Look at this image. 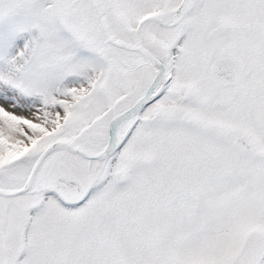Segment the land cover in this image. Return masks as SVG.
Instances as JSON below:
<instances>
[{
    "label": "rangeland",
    "instance_id": "1",
    "mask_svg": "<svg viewBox=\"0 0 264 264\" xmlns=\"http://www.w3.org/2000/svg\"><path fill=\"white\" fill-rule=\"evenodd\" d=\"M179 1L144 4L167 9ZM196 1L210 24L218 16L233 21L226 37H209L207 25L201 24L207 32L202 30L194 46L200 50L198 69L205 72L211 55L229 47L241 56L238 80L226 89L208 75L202 82L203 101L181 104L175 117L156 113L153 121L136 123L119 154L110 157L112 168L126 166L129 172L122 185L114 173L104 181L102 163L109 153L88 162L66 147L48 152L39 174L47 188L65 177L80 180L90 192L86 203L65 208L43 191L36 211L28 209L31 194L0 195L11 249L27 246L24 264H229L247 231L256 225L264 229V152L243 150L233 142L248 128L264 149V0ZM101 4L116 23L118 1ZM79 7L82 14H76ZM89 12L97 21L91 0H0L1 183H22L28 172L30 163L11 164L15 152L27 151L34 158L66 130L83 132L80 141L87 150L108 151V118L135 98V76L132 71L122 76L115 66L114 74L103 72L107 64L80 37L79 20ZM97 73L102 76L92 79L96 99L84 98L90 76ZM217 96L222 103L213 105ZM104 108V118L88 124ZM182 108L198 111L202 120L186 126L178 118ZM4 245L5 250L9 243ZM0 252L3 259L6 251ZM258 264H264V257Z\"/></svg>",
    "mask_w": 264,
    "mask_h": 264
},
{
    "label": "flooded vegetation",
    "instance_id": "2",
    "mask_svg": "<svg viewBox=\"0 0 264 264\" xmlns=\"http://www.w3.org/2000/svg\"><path fill=\"white\" fill-rule=\"evenodd\" d=\"M117 1L118 4L114 6L115 11H113L115 17H117L115 20L116 23L111 22L107 9L105 7H102V11H104L108 23L107 30L104 28L98 16L97 21H94L95 16L90 12L88 14L90 16V21L87 20L88 27H85L86 45L89 48V52L93 56L98 58L104 64H107L108 72H105L103 70L105 74L108 75L110 74V72L111 74L115 72V70H113V67L115 66L116 69L123 73L122 76L130 74L129 71H132L131 73H134L135 76L134 85L131 86L132 94L133 96H135V98L131 100L129 106L123 108V110L118 112L115 117L111 116L110 120L108 118V141L111 138L112 139L111 144L109 141L107 147L109 149H114V151L103 160L102 176L106 178L104 179V181L107 180V177L109 178L110 174L114 173L116 175V171L120 168H112L113 163L110 160V157L119 154V151L123 144L118 143V141H120L122 135L125 132L128 131L130 135L136 123L151 122L157 114L167 118L175 117V114L177 113L175 110H178L181 104L189 101H203V78L209 75L214 79V81H216V83L222 82L221 87L227 89L231 88L236 83L242 71L241 64V70L236 81L228 86H224V81L222 80V78L215 75L211 71L210 65L221 49L228 48L236 55H239L237 52H235V50L229 47H220L211 55L210 60L206 61L207 70L205 72L202 71V69H198L199 64L197 60H195L200 52V50L194 48L195 43L199 42V40L201 39L202 30L207 32L206 28L200 29L201 24L205 23L207 25L208 33H210L209 37H218L219 35H225L226 37V34L230 35V32L233 31V21L228 16H218L215 20V23L210 24L209 22H207L208 18L203 19L201 13L202 11H204V9L198 10L200 6L195 4L197 2L196 0H184L183 4H180L182 1L180 0L179 3L170 5L167 9V6H160L157 4H144L148 3L149 0H138V4H134L132 0H126L125 3L124 0ZM130 1L131 4L128 5V2ZM79 12L80 10L77 9L76 13ZM195 14L196 19L193 17ZM220 17H225L228 21L226 22L225 26L216 27V25L218 24V19ZM108 31L113 37L116 38V42H113L109 38ZM239 57L241 60L240 55ZM96 71L99 72V69H97ZM100 76L102 75H98V73L96 75L92 74L90 76V85L82 94L84 98L87 96H91V100L96 99L98 92L97 90H95L96 84L92 83L94 81H92V79ZM104 85L105 84H102V86ZM109 87L110 86L107 84V90ZM131 90H129V93ZM125 93L126 92H122L120 97H124L123 99H125ZM217 99L220 100L219 103H215V100ZM115 103L116 101L111 106L112 109H114ZM137 103L138 106H136L133 111L128 113V117L124 119L123 114L125 112L123 111ZM212 103L213 105H219L222 103V98L217 96L212 100ZM170 104L174 105L173 109L169 108ZM106 111L107 109L104 108L102 111H100L101 114L100 112L99 115L92 114L90 120L87 121L88 124H92L95 119H99L100 117H102L103 119ZM186 111L193 112L197 115L198 118L196 124L200 122V120H202V117L200 116L198 111L188 108H182L178 116L181 123H184L181 119L183 113ZM124 120L126 121L125 123ZM184 124L186 126L194 125V123ZM61 135L72 137L75 141L83 146L80 141L81 139H84L81 137L83 135V132H77V130H66L65 132L55 134L53 138L48 140L46 146L50 143V141ZM236 135L237 134H235L233 137V142L236 145L239 144V146L242 148L241 144L235 141ZM86 140L88 139L82 141L86 142ZM258 144L260 146L259 139ZM46 146H44L43 149ZM242 149L255 152V150L252 149ZM256 152H264V149H259ZM21 153L27 152H18V154ZM30 154L31 157L26 162L11 163L13 166L30 163L28 166V172L26 173L23 182L19 184H11L7 182V184H4L1 183L0 179V188L13 189L21 186L27 181L33 165L40 153L34 158H32L33 154ZM45 156L38 164L34 177L29 182L27 188L24 191L17 193L18 195H32L29 199L28 209L31 211H36L39 209V205L41 204L43 199L40 195L43 191H45L49 195L51 194L50 196H52L55 202L65 208H76L83 203H86L88 194L90 192L89 186L84 185L80 180L65 177H62L61 179L63 185L65 186V189L71 195H74L76 193V188L70 180L79 181L82 188L84 189L85 197L83 201L72 205L61 202L53 193L55 183L60 177L55 178L53 184L51 186H48V188L47 186H45L43 175H39L44 167V160L46 158ZM86 160L90 162L91 160L98 159ZM40 177L42 180L40 179ZM38 179H40L41 181ZM124 182L116 184L122 185ZM0 195L6 194L0 193ZM20 209L22 211H26V203L25 205H20ZM2 212H4V214L0 213V251L6 252L3 255V259H1L2 254L0 252V264H24L26 261L27 246L19 244L16 245L15 251L11 249L12 238L8 233V219H6L5 217L7 216V210L3 209ZM21 239H23V235H21ZM6 242L9 243V246L4 250V244Z\"/></svg>",
    "mask_w": 264,
    "mask_h": 264
},
{
    "label": "water",
    "instance_id": "3",
    "mask_svg": "<svg viewBox=\"0 0 264 264\" xmlns=\"http://www.w3.org/2000/svg\"><path fill=\"white\" fill-rule=\"evenodd\" d=\"M92 2H93L95 10L97 11L102 23L104 24L106 28H108L106 19L99 10V0H92ZM183 2L184 0H182L180 4H183ZM226 22L227 20L225 18H220L218 20V24L216 27H223L226 25ZM240 67H241V63H240L239 56L235 55L229 49H222L210 65L211 71L215 75L221 77L224 80V86L231 85L236 80V78L238 77V73L240 71ZM219 102H220L219 99L215 100V103H219ZM136 106H138V103L127 108L123 112H131ZM182 120L185 121L186 123L195 122L196 115H194L191 112H185L182 115ZM235 141L240 142L244 148L257 149L255 137L253 133L249 130H244L241 134L237 135L235 137ZM62 145H68L77 154L87 159L102 158L103 156L107 155V153H109L107 151V152L97 154L94 152L87 151L82 146H80L78 143H76L72 138L66 137V136H60L54 139L52 142H50L43 149V151L39 154L30 172V175L23 186L16 188V189H12V190H5V191L0 190V193L10 195V194H16V193H20L24 191L39 161L50 150L56 147L62 146ZM28 156L29 155L18 156L14 159V161L16 162L19 160H25L27 159ZM125 178H126V168L122 167L121 169H118L117 171V181L121 182ZM57 183L58 184H56L55 189H54L56 194L63 200H67L68 197H70L71 195L67 194V192L63 189V187L61 186L59 182ZM76 185L78 186V184ZM77 199H80V198H77ZM263 253H264V230H262L259 227H255V228H252L247 233V235L245 236L243 240L241 248L239 249V251L236 253V255L234 256V258L229 264H258Z\"/></svg>",
    "mask_w": 264,
    "mask_h": 264
},
{
    "label": "bare ground",
    "instance_id": "4",
    "mask_svg": "<svg viewBox=\"0 0 264 264\" xmlns=\"http://www.w3.org/2000/svg\"><path fill=\"white\" fill-rule=\"evenodd\" d=\"M132 132V131H131Z\"/></svg>",
    "mask_w": 264,
    "mask_h": 264
}]
</instances>
